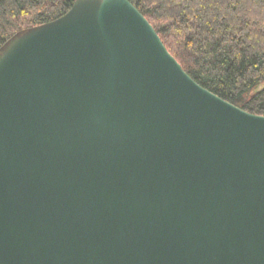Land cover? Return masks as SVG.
<instances>
[{
  "label": "water",
  "instance_id": "1",
  "mask_svg": "<svg viewBox=\"0 0 264 264\" xmlns=\"http://www.w3.org/2000/svg\"><path fill=\"white\" fill-rule=\"evenodd\" d=\"M0 264H264V115L198 83L130 0L15 32Z\"/></svg>",
  "mask_w": 264,
  "mask_h": 264
},
{
  "label": "trees",
  "instance_id": "2",
  "mask_svg": "<svg viewBox=\"0 0 264 264\" xmlns=\"http://www.w3.org/2000/svg\"><path fill=\"white\" fill-rule=\"evenodd\" d=\"M75 0H0V46L54 20ZM185 71L220 97L264 115V0H130Z\"/></svg>",
  "mask_w": 264,
  "mask_h": 264
}]
</instances>
